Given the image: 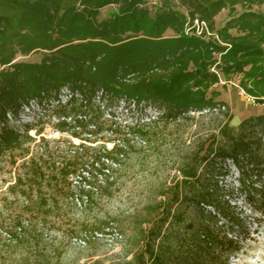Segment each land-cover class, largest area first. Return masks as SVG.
<instances>
[{"label": "trees", "instance_id": "1", "mask_svg": "<svg viewBox=\"0 0 264 264\" xmlns=\"http://www.w3.org/2000/svg\"><path fill=\"white\" fill-rule=\"evenodd\" d=\"M106 8L110 11L100 18ZM223 10L228 19L217 26ZM195 19L206 23L208 38L185 32ZM37 52L38 61H15ZM238 74L239 86L264 104V0H160L156 5L150 0H0V162L20 154L23 160L12 188L23 194L34 192L35 184L54 186L76 178L77 194L87 201L93 190L109 192L115 182L113 168L126 146L68 143L61 150L57 145L53 153L48 151L53 162L44 164L42 153H31L34 138L28 134L37 127L41 111L21 129L9 126L8 114L16 119L23 109L29 113L32 103L45 112L44 100L53 98L61 118H69L56 127L76 138L81 132L89 138L97 133L84 111L95 99L157 106V121L165 124L194 119L191 114L222 116L178 169L180 179L162 193L155 219L138 224L131 259L113 263L220 264L214 250L231 245L232 239L209 225L210 216L201 217L203 208L213 205L200 169L210 163L209 173L218 162L228 161L237 167L242 162L259 165L264 158V113L233 128L231 115L222 111L224 103L217 101L221 92L213 87ZM64 88L68 98L60 103ZM130 130L143 139L150 132L148 125ZM190 206L195 213H189ZM111 222L102 220L85 230L80 241L86 244L90 236L109 230ZM1 234L10 247L40 236L22 217Z\"/></svg>", "mask_w": 264, "mask_h": 264}, {"label": "rangeland", "instance_id": "2", "mask_svg": "<svg viewBox=\"0 0 264 264\" xmlns=\"http://www.w3.org/2000/svg\"><path fill=\"white\" fill-rule=\"evenodd\" d=\"M109 11L110 8L103 9L100 18L106 17ZM227 19V10H223L216 17V25H222ZM39 58L37 52L17 56L15 61H38ZM211 71L218 72L214 67ZM240 79L241 75H233L230 81L222 79L213 87L221 92L217 101L224 103L222 111L227 110L231 115L229 126L233 128L247 117L264 113V104L246 100L250 95L239 86ZM60 94V103H65L68 90L64 88ZM42 107L45 112L32 103L29 113L23 109L16 119L7 115L9 126L19 129L33 122L35 115H42L37 127L28 132L34 138L31 153L37 157L42 153L41 163L50 165L53 147L58 145L66 150L68 143L107 149L114 144L125 145L126 153L117 168H113L115 182L109 192L93 190L87 201L77 194L76 178L54 186L35 184L34 192L26 190L23 194L20 188H12L23 159H19V153H15L14 159L4 157L0 162V264H45L46 261L47 264H113L131 259L138 224L155 219L159 212L156 207L164 201L162 193L180 179L178 169L198 143L206 140L223 120L222 116L199 113L191 114L194 119L165 124L157 121L161 113L157 106L95 99L84 111L98 129L97 133L89 138L87 132H81L76 138L56 127L59 120L69 121V118H61V110L53 98L44 100ZM40 111L42 114L38 115ZM142 125L149 126L147 139L130 130ZM92 129L88 127V131ZM39 130L41 134L37 135ZM113 131L118 134H112ZM85 138L94 142H85ZM58 162L56 166H62ZM209 164L200 173L212 194L213 206L204 207L201 217L210 216L209 225L216 227L220 236L224 234L232 239L231 245L226 243L214 250V257L220 264H264V158L259 165L242 162L238 167L230 161L218 162L208 173ZM192 212L195 209L190 206L189 213ZM18 217L40 236L29 238L28 243L19 247H10L7 236L1 232ZM102 220L112 221L111 228L90 236L83 244L80 238L84 237L85 230L96 227Z\"/></svg>", "mask_w": 264, "mask_h": 264}, {"label": "built area", "instance_id": "3", "mask_svg": "<svg viewBox=\"0 0 264 264\" xmlns=\"http://www.w3.org/2000/svg\"><path fill=\"white\" fill-rule=\"evenodd\" d=\"M150 2L154 5L158 4L160 2V0H150ZM185 32L187 34H193L196 35L198 37H202V38H208V36H210V32L207 29V25L204 21H199L198 19H195L193 21V24L191 25V27H187L185 29ZM247 101L254 103L255 99L247 96ZM222 109H224V107H222Z\"/></svg>", "mask_w": 264, "mask_h": 264}]
</instances>
